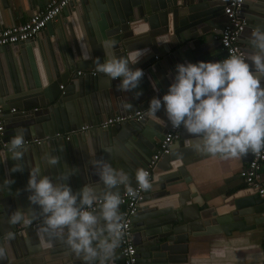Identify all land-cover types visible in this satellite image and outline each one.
<instances>
[{
    "label": "water",
    "instance_id": "obj_1",
    "mask_svg": "<svg viewBox=\"0 0 264 264\" xmlns=\"http://www.w3.org/2000/svg\"><path fill=\"white\" fill-rule=\"evenodd\" d=\"M1 2L7 6L6 0ZM223 6L220 0H71L61 9L63 17L70 15L67 23L57 15L53 19L57 20V25L52 20L34 37L0 47V105L4 109L6 123L3 128L11 130V135L1 140L10 141L19 130L24 131L25 139H42L38 144L27 145L24 159L20 161L10 159L9 143L0 144V242H5L9 231L15 234V239L5 244L11 255L0 260V264H41L46 261L45 257L33 255L45 247L51 255V264H83L82 259L62 241L41 233L43 218L38 210L29 227L34 244L30 242L26 226L8 223V216L14 210L27 211L32 207L26 191L30 167L39 163L42 174L55 181L60 173L77 167L79 159L85 169L86 147L94 153L95 149L104 147L110 151H107L108 155L103 153L102 157L113 167L129 173L133 186L136 170L142 169L146 162L143 156L150 158L155 143L171 126L164 109L155 117L146 113L138 120L115 123L106 128L99 127V123L114 114L145 110L151 98H162L172 82L177 63L216 61V55L211 56L207 51L209 43H219L217 36L227 22ZM252 6L255 7V16L244 18L241 11L244 25L239 33V43L246 38L244 32L257 26L264 28V4L253 3ZM242 7H245L243 2ZM110 38L117 41L112 51L118 57L131 56L140 49L150 50L134 65L145 73L138 89L134 90L142 92L138 97L134 91L121 92L117 88L119 80H110L106 75L95 72L93 60L98 57L103 62L106 59L101 42ZM34 42L39 46L41 61L36 63L43 66L42 71L38 67L35 69L29 53ZM7 48L11 54L19 55L23 74L10 72L12 57L8 55L6 60L3 54ZM242 49L244 53L250 51ZM84 53H89L92 59L85 60ZM90 70L94 74L88 73ZM13 103H17L15 112L6 113ZM126 103L133 107L125 109L123 104ZM75 106L79 108L78 113L74 111ZM82 124L88 128L81 130ZM57 129L71 133L44 139ZM178 132V139L170 144L171 150L161 155L151 169L153 187L145 191L131 219L129 237L139 264L180 260L182 256L172 254L177 248L183 251L186 236L214 231L229 219L245 222V216L250 213L264 219V208L260 207L261 203L264 204V197H259L256 192L246 198L234 199L233 209L223 212L218 209L222 204L214 205L194 194L186 166L210 154L194 152L191 144L197 138L183 128ZM132 147L136 148L134 152L132 149L135 157L128 153ZM46 154L59 156L60 164L49 167L45 162ZM14 163L21 165L23 170L10 173ZM84 177L85 182L79 167L77 174L69 177L66 183L73 191H78L86 183L93 184L98 192L103 191L97 176L86 173ZM6 178H12L14 183L5 184ZM124 190L121 186L119 191ZM123 208L120 205V212ZM154 209L158 212H149ZM109 264H122L120 246Z\"/></svg>",
    "mask_w": 264,
    "mask_h": 264
},
{
    "label": "clouds",
    "instance_id": "obj_2",
    "mask_svg": "<svg viewBox=\"0 0 264 264\" xmlns=\"http://www.w3.org/2000/svg\"><path fill=\"white\" fill-rule=\"evenodd\" d=\"M248 43L251 51L244 55L233 54L222 61L177 63L168 91L162 98H151L148 116L155 117L163 108L173 128H183L197 138L191 147L199 154L242 158L249 153H260L264 150V28L257 26L252 30ZM116 44L114 38L101 42L106 59L93 60L95 72L119 80L117 88L121 92H133L145 75L142 68L134 65L150 50L140 49L131 56L118 57L112 51ZM83 58L92 59L89 53H84ZM153 87L156 88L154 82ZM134 94L138 97L142 92L134 91ZM123 107L131 109L133 105L126 103ZM8 148L11 160L24 159L27 145L23 130L11 137ZM60 160L57 155L45 156L49 167L59 165ZM91 164L103 185L102 192L89 183L73 191L66 181L77 174V167L60 173L54 181L42 174L39 163L34 164L26 185L32 207L27 211L14 210L8 216V223L30 226L38 210L43 218L42 234L62 241L83 264H109L126 228L120 212L119 190L123 186L129 196H135L136 192L125 170L113 167L103 158L93 159ZM22 170L21 165L14 163L10 173ZM135 181L144 191L153 187L144 169L136 170ZM4 183L12 185L14 180L6 178ZM12 239L15 234L9 231L5 242H0V260L7 259L5 244Z\"/></svg>",
    "mask_w": 264,
    "mask_h": 264
},
{
    "label": "crops",
    "instance_id": "obj_3",
    "mask_svg": "<svg viewBox=\"0 0 264 264\" xmlns=\"http://www.w3.org/2000/svg\"><path fill=\"white\" fill-rule=\"evenodd\" d=\"M47 1L48 0H34L33 3L32 0H6L7 6H3L0 0V28L23 22L32 12L42 8L47 3ZM242 2L244 3L245 7L240 8V11L243 12L244 18H247L249 15L255 16L256 13L253 12V9H255V7L252 6L253 3L264 4V0H243ZM58 16L66 23L70 18L69 14L63 17L61 11ZM221 19L222 18H219L220 21ZM56 21L57 20H53L52 22L57 25ZM244 33L246 34V38H242L239 44L248 50L250 49L251 51V47L248 43V37L250 36L251 31L248 30V32L246 31ZM208 46L210 47V49L207 51L208 54L211 56L216 55L217 59L222 56L223 52L219 43L216 44V42H211L208 44ZM8 51L9 49L7 48L3 54L5 59L8 57V55H11L12 57L10 60H12L13 63L10 72L12 74L14 73L15 75H18V73L23 74V63L19 55L15 56ZM29 53L34 62L35 69L38 67L42 71L43 66H38L36 63L37 60L41 61L39 46L36 42L30 46ZM2 58L3 57L1 55V59ZM7 72H9V70ZM25 102L27 103L28 101ZM13 104L14 105H12V107L15 108L17 103ZM74 111L78 113L79 108L75 106ZM14 112L6 110V113L8 114ZM5 124L6 123L4 122V126ZM10 133L11 130H4V128L2 129L0 132V144L3 143L6 145V143H9V141H2L1 138H7L9 135H11ZM55 133H58L59 137H61L67 134L70 135L71 132H59L57 129L56 132H52L51 135L48 134V136L45 137L53 138ZM88 137L89 139L93 138L90 136V134ZM157 146L158 142L155 143L154 150ZM132 149L133 152L136 150L135 147H132L128 153H130L132 157H135ZM82 150H84V148ZM170 150L171 149L169 148V151ZM84 152L87 156L84 158L86 172L83 167L82 160L79 159V164L77 163V167H80L81 170V178L83 179V182L86 180L84 177L86 173L96 176L95 169L93 168L91 161L93 159H104V156L102 157L103 153L104 155H108V152L105 151L104 147H99L97 150L95 149L96 154L93 150L91 151V148L89 149L87 147ZM96 155L97 157L94 158ZM148 159L149 157L147 158L146 156H143L144 162L146 161V164H143L144 167L147 165ZM248 159L249 154L242 158H222L219 155H209L206 158L186 166V174L190 177L191 183L193 184V189L195 191L194 194L201 195L204 200H207L209 203L214 205L222 204L220 205L222 207L218 208L221 212L232 210V203L234 199L246 198L249 195H253L255 193L253 189L245 186L242 179L238 176L239 170L245 166ZM260 176L262 179H264V162L260 169ZM260 207L263 209L264 204L261 203ZM146 211L148 212V209ZM149 212L154 214L158 211L154 209L153 211ZM244 220L245 222L240 219H229L222 225L221 228L218 226L214 231L186 236V241L183 243V251L177 248L172 254L174 256H182V259L161 264H261V235L264 219L262 217L259 218L257 214L253 215L250 213L248 216H245ZM29 227L30 226H27L31 239L29 240L31 244H34L35 239L33 234H31L32 231L29 229ZM8 254L11 255L10 251ZM33 256H37L39 258L45 257L46 261L42 262L41 264H51L49 261L51 255L48 254V249L46 247L40 249ZM7 264H13V262H9Z\"/></svg>",
    "mask_w": 264,
    "mask_h": 264
},
{
    "label": "built area",
    "instance_id": "obj_4",
    "mask_svg": "<svg viewBox=\"0 0 264 264\" xmlns=\"http://www.w3.org/2000/svg\"><path fill=\"white\" fill-rule=\"evenodd\" d=\"M71 0H48L47 3L40 9L32 12L23 22L18 24H12L10 26L0 28V47L8 44H14L22 42L34 37L41 29L45 27V24L55 19L60 13L61 9L67 5ZM223 6V15L226 17L227 22L221 29L218 37L219 45L222 49V56L216 61H222L233 54L244 55L242 46L238 42L239 33L241 32L244 22L240 17V5L242 0H220ZM79 72V71H78ZM88 73L94 74V71L90 70ZM62 88V85L59 86ZM14 108H10V112H14ZM148 113V108L145 110H137L133 113L127 114H114L102 120L99 123V127L106 128L109 125L120 123L128 120H138L144 114ZM4 126V109L0 105V132ZM88 128L87 125L80 127L81 130ZM58 133H55L53 137H58ZM179 132L177 128H170L164 134L163 138L158 142V146L150 156L147 165L143 168L151 174V169L155 165L156 161L163 154L168 153L170 144L178 139ZM49 137H44L47 139ZM42 139H25L26 145L38 144ZM4 146V144H1ZM250 158L246 162L245 166L238 172V176L242 179L245 186L253 189L260 197H264V179L260 176V169L264 162V150L258 154L249 153ZM133 188L136 192L135 196H129L127 191L124 190L120 193L122 203L124 206L121 214L125 223V234L120 243V253L122 255V264H139L136 256V249L129 237L131 219L137 210V204L143 197L145 191L140 189L135 183ZM94 207H98V204ZM261 247H262V259L261 264H264V221L262 224L261 235Z\"/></svg>",
    "mask_w": 264,
    "mask_h": 264
}]
</instances>
